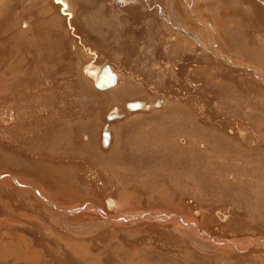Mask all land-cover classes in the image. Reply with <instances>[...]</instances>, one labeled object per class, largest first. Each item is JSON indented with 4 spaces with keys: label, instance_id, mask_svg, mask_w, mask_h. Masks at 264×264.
I'll return each mask as SVG.
<instances>
[{
    "label": "rangeland",
    "instance_id": "rangeland-1",
    "mask_svg": "<svg viewBox=\"0 0 264 264\" xmlns=\"http://www.w3.org/2000/svg\"><path fill=\"white\" fill-rule=\"evenodd\" d=\"M0 264H264V0H0Z\"/></svg>",
    "mask_w": 264,
    "mask_h": 264
},
{
    "label": "water",
    "instance_id": "water-1",
    "mask_svg": "<svg viewBox=\"0 0 264 264\" xmlns=\"http://www.w3.org/2000/svg\"><path fill=\"white\" fill-rule=\"evenodd\" d=\"M118 84V76L117 74L113 71V68L110 64L103 65L99 68V73H98V79L97 82L95 83V87L98 90L101 91H106L110 90ZM128 108L131 111H137L143 108L142 103L140 102H134L130 103L128 105ZM119 116L116 113H112L109 116V120H113L118 118ZM111 141V130L109 127H106L103 133V142L104 145L108 146Z\"/></svg>",
    "mask_w": 264,
    "mask_h": 264
},
{
    "label": "bare ground",
    "instance_id": "bare-ground-1",
    "mask_svg": "<svg viewBox=\"0 0 264 264\" xmlns=\"http://www.w3.org/2000/svg\"><path fill=\"white\" fill-rule=\"evenodd\" d=\"M99 68H100V67L97 68L98 70H97V72L95 73V74H96V75H95V76H96V82H97V79H98ZM112 68H113V67H112ZM113 71H114V69H113ZM114 72H115V71H114ZM118 79H119V78H118ZM96 82H95V83H96ZM116 86H117V85H116ZM114 88H115V87H114ZM100 91H101V90H100ZM106 91H107V90H106ZM114 113H115V112H114ZM111 138H112V136H111Z\"/></svg>",
    "mask_w": 264,
    "mask_h": 264
}]
</instances>
